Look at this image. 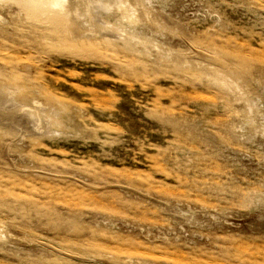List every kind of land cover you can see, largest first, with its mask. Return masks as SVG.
<instances>
[{"label":"rangeland","instance_id":"obj_1","mask_svg":"<svg viewBox=\"0 0 264 264\" xmlns=\"http://www.w3.org/2000/svg\"><path fill=\"white\" fill-rule=\"evenodd\" d=\"M0 264H264V0H0Z\"/></svg>","mask_w":264,"mask_h":264}]
</instances>
